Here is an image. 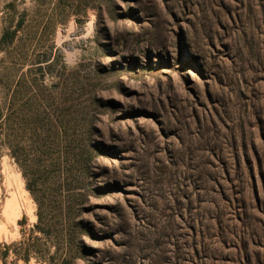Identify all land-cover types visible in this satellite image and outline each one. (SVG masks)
<instances>
[{"label":"rangeland","instance_id":"374dc122","mask_svg":"<svg viewBox=\"0 0 264 264\" xmlns=\"http://www.w3.org/2000/svg\"><path fill=\"white\" fill-rule=\"evenodd\" d=\"M36 105L68 163L89 122L106 151L77 217L91 251L56 261L264 264V0H0V243L31 236L48 249L26 264H48L3 144ZM13 250L0 264H24Z\"/></svg>","mask_w":264,"mask_h":264},{"label":"trees","instance_id":"16d2710c","mask_svg":"<svg viewBox=\"0 0 264 264\" xmlns=\"http://www.w3.org/2000/svg\"><path fill=\"white\" fill-rule=\"evenodd\" d=\"M20 24L21 20L18 22V28ZM34 107V112L29 108V111L20 110L16 114L12 120L11 131H7L3 144L20 172L25 190L36 205V222L29 230L30 234L42 235L52 245L54 255L47 258L48 264H74L71 256H63L59 261L55 260V256L64 247L71 251L75 246V252L80 254L79 261H82L83 256L91 251V248L84 245L83 238H95V227L92 222H84L77 217L80 211H84L81 208L84 200L95 203L99 197L100 178L106 173L103 165L105 146L96 140L100 135L99 129L89 122L86 127L87 137L83 142H79L80 155L78 154L71 164L68 163V158L62 157L60 152L55 124L50 120V116L39 111L37 105ZM75 114L82 119L88 116V112L83 108L76 109ZM81 170L84 195L69 193L72 187L76 186V172ZM59 178L63 181L59 182ZM61 189L68 194L63 199H59L57 195ZM93 206L90 210H93ZM15 248L18 249L19 259L24 264L28 263L31 256L42 255L48 249L31 242L30 236L18 242L0 243V260L4 261L10 249H14L13 253L17 255Z\"/></svg>","mask_w":264,"mask_h":264}]
</instances>
